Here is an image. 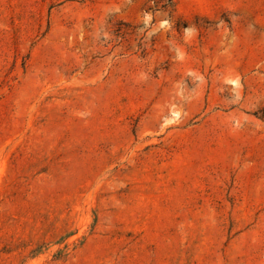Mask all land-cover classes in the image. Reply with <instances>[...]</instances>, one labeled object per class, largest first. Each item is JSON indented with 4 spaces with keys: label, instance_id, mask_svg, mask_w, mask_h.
<instances>
[{
    "label": "rangeland",
    "instance_id": "obj_1",
    "mask_svg": "<svg viewBox=\"0 0 264 264\" xmlns=\"http://www.w3.org/2000/svg\"><path fill=\"white\" fill-rule=\"evenodd\" d=\"M0 264H264V0H0Z\"/></svg>",
    "mask_w": 264,
    "mask_h": 264
}]
</instances>
